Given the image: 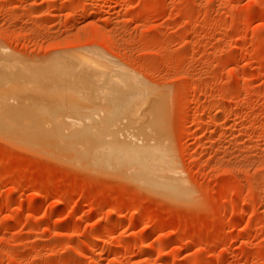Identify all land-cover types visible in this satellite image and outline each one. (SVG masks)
Masks as SVG:
<instances>
[{
	"label": "rangeland",
	"instance_id": "1",
	"mask_svg": "<svg viewBox=\"0 0 264 264\" xmlns=\"http://www.w3.org/2000/svg\"><path fill=\"white\" fill-rule=\"evenodd\" d=\"M0 78V264H264V0H0Z\"/></svg>",
	"mask_w": 264,
	"mask_h": 264
},
{
	"label": "bare ground",
	"instance_id": "2",
	"mask_svg": "<svg viewBox=\"0 0 264 264\" xmlns=\"http://www.w3.org/2000/svg\"><path fill=\"white\" fill-rule=\"evenodd\" d=\"M104 65L102 64V63H96L95 65H94V68L97 70L96 72V76H102V74H103V71L102 70H104ZM118 78H120L119 76H118V74L116 75V76H114V78L113 79H111L113 82H114V79H115V82L118 80ZM1 79V78H0ZM2 80V79H1ZM120 80V79H119ZM122 80H123V78H122ZM122 82V81H121ZM123 84H125V83H123ZM116 85H118V83H116ZM128 96V95H127ZM131 96H132V94H131ZM125 97V96H124ZM1 107H3V110L5 109L4 108V106H0V109H2ZM7 108H10V107H8V106H6ZM11 109V108H10ZM12 110H15V109H12ZM2 111V110H1ZM0 111V112H1ZM2 116V115H1ZM13 117V116H12ZM0 120H1V117H0ZM1 135V134H0ZM8 135H10V138H12V136H13V140L14 141H17L18 139V137H17V132H15V131H12V132H10ZM8 135H7V137H8ZM19 136V135H18ZM35 137V138H41V139H49V138H55V140H56V138H57V140L59 141V143H62V141H61V137L60 136H58V135H52V134H50V133H45V134H42V133H25L24 134V139H25V137ZM15 137H17V138H15ZM20 137V136H19ZM2 138H3V136H2ZM6 140H7V138H6ZM10 140V139H9ZM19 140H20V138H19ZM18 140V142H20ZM29 140V139H28ZM51 140V139H50ZM30 141V140H29ZM29 141H24V144L26 145V143L28 142L29 143ZM46 142V141H45ZM54 142V141H53ZM55 143V142H54ZM57 143V142H56ZM58 143V144H59ZM19 145V144H18ZM63 145V144H62ZM61 146V145H60ZM73 153H75L74 151H72ZM138 152V151H137ZM67 153V152H66ZM71 153V152H70ZM72 153V154H73ZM61 154V153H60ZM62 154H65V153H62ZM72 154H70V155H72ZM76 154H78V152L76 153ZM138 154H140V153H138ZM68 155V154H67ZM67 155H65V156H67ZM148 153L147 152H142V154H141V157H138V156H131V155H126L125 157H123V159L125 160V161H127V164H128V169L129 170H131L132 172H134V171H136V170H139L140 171V169H141V171H142V173L145 175V174H148V177L150 178L149 179V181H142V180H136L137 182H138V184L140 183H146V184H152V185H158V186H163V187H166L169 191L167 192V195L168 196H174L175 197V195H177L178 193H176V191L178 190V188L177 187H179L178 186V184L176 183L177 182V180H173V179H175V178H171V177H173V176H168V175H164V173L162 174V173H159L161 170H159V172H158V166H156V165H153L152 163H151V161H149V163L147 162V163H145V164H141L140 163V161H138L139 160V158H147L148 159ZM77 156V155H76ZM76 156H74L75 158H77ZM63 157V156H62ZM62 159H64V158H62ZM67 159V158H66ZM136 159H138V160H136ZM65 160V159H64ZM68 160V159H67ZM71 160V159H70ZM72 161H74V160H72ZM75 162V161H74ZM168 172V171H167ZM167 172H165V173H167ZM168 174H169V172H168ZM171 174V173H170ZM164 177V180L162 179V181H160L159 179H157L158 177ZM167 178V179H166ZM165 188V189H166ZM166 189V190H167ZM178 192V191H177ZM179 195V194H178ZM177 195V196H178ZM176 196V197H177ZM175 197V198H176ZM169 198V197H168ZM171 199H174V198H171ZM54 204H56V203H54ZM54 204H53V206H54Z\"/></svg>",
	"mask_w": 264,
	"mask_h": 264
}]
</instances>
